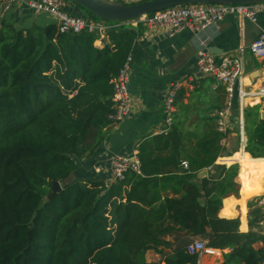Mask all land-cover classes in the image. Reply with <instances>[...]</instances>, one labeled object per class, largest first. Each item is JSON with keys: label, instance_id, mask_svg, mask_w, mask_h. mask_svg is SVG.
I'll use <instances>...</instances> for the list:
<instances>
[{"label": "trees", "instance_id": "1", "mask_svg": "<svg viewBox=\"0 0 264 264\" xmlns=\"http://www.w3.org/2000/svg\"><path fill=\"white\" fill-rule=\"evenodd\" d=\"M99 39L86 30L59 32L56 23L17 30L0 22V264H197L186 251L196 238L229 250L220 264H260L264 233L254 227L264 196L261 105L243 109L244 155L257 161L255 171L215 165L226 135L216 117L183 127L195 106L192 94L186 105L180 87L168 131L136 145V170L108 184L68 181L74 159L92 156L117 125L109 120L114 80L133 38L112 28L94 46ZM203 169L216 176L197 184ZM54 182L60 190L53 194ZM238 192L241 204L258 196L247 203L246 232L231 206Z\"/></svg>", "mask_w": 264, "mask_h": 264}, {"label": "crops", "instance_id": "2", "mask_svg": "<svg viewBox=\"0 0 264 264\" xmlns=\"http://www.w3.org/2000/svg\"><path fill=\"white\" fill-rule=\"evenodd\" d=\"M126 3L124 0H109ZM63 12L80 19L90 20L82 8L71 1L63 0ZM0 22L11 24L17 30H26L35 25L45 27L56 23L52 16L27 9L18 4H13L10 9L2 14ZM123 29L133 38L130 56L132 58L131 75L128 82L130 102L128 114L106 134L103 142L94 154L87 158H75V169L68 177V181L84 182L87 180H100L110 183V158L119 156L130 161L136 160V145L143 139L159 134L162 126V106L168 88L171 84H179L186 89L187 106L190 100L194 108L185 114V129L200 128L203 118L216 117L218 108L223 105V90L214 81L209 83L210 77L201 76L196 65V55L199 51H206L219 59L225 55H238L243 66V86L254 89L263 84L264 75L261 70V60L254 58L248 51L249 45L264 30V11L258 14L256 21L251 22L244 18L230 16L217 25L206 30L193 33L182 30L172 36H168L162 28H151L143 23L130 24ZM102 38L95 42L94 46L100 47ZM212 79V78H211ZM179 87V88H180ZM190 104V105H189ZM253 105H260L254 102ZM264 107V106H263ZM237 112L233 110V124L225 133V139L220 143L222 151L215 161L217 166L238 165L239 172H246L251 162L244 154L245 133L240 141L238 127L234 121ZM183 168V167H182ZM215 169H203L196 175L194 181L208 175H215ZM236 182L241 188L238 177ZM170 193V190H167ZM260 196V195H259ZM258 196L247 198L243 204L239 203L241 196L233 199L232 209L239 219V231L246 232L250 228L247 225V203ZM230 199V198H228ZM258 208V207H257ZM225 218H233L221 215ZM254 230L263 234L257 225ZM255 248H260L261 243H256ZM229 250L215 249L213 255H201L197 258V264H220L223 254Z\"/></svg>", "mask_w": 264, "mask_h": 264}, {"label": "built area", "instance_id": "3", "mask_svg": "<svg viewBox=\"0 0 264 264\" xmlns=\"http://www.w3.org/2000/svg\"><path fill=\"white\" fill-rule=\"evenodd\" d=\"M128 5L138 4L149 0H124ZM13 4H18L27 9L46 13L56 20L59 32H79L86 30L95 32L102 38L103 33L112 28H124L130 24L143 23L147 27L162 28L168 36H172L182 30H189L199 33L207 28L217 25L225 18L235 16L255 22L258 14L264 11V4L256 5H189L178 6L165 9L153 14L140 17L137 21L131 22H107L103 20H84L70 16L63 12V0H0V17L10 9ZM249 53L256 59L261 60V70L264 75V30H261L257 37L248 47ZM132 58L130 54L126 57L114 80V93L112 101L115 112L109 116V120L119 123L127 114L130 102L128 82L131 75ZM196 65L201 76L210 77L224 87L225 98L223 107L216 113L217 130L226 133L233 124L231 119L232 96L235 83H238V108L237 118L234 121L238 127L240 141L243 140V109L252 106L254 102L263 106L264 101V81L256 88H245L243 86V66L241 57L238 55H225L219 59L206 51H199L196 55ZM179 84H171L168 88L162 106L163 121L159 129V134L168 131L172 124L175 112L174 98ZM183 168L187 167L184 161L181 163ZM137 161H130L127 158L112 156L110 158V178L111 182L121 181L128 168L136 170ZM256 206L259 209L260 219L257 227L264 232V196L260 197ZM190 255H213L215 249L206 246L204 240L193 239L186 247ZM260 264H264V255Z\"/></svg>", "mask_w": 264, "mask_h": 264}, {"label": "water", "instance_id": "4", "mask_svg": "<svg viewBox=\"0 0 264 264\" xmlns=\"http://www.w3.org/2000/svg\"><path fill=\"white\" fill-rule=\"evenodd\" d=\"M75 5L88 13L107 22H131L140 17L165 9L189 5H256L264 4V0H149L138 4H124L109 0H71ZM238 83L233 88L232 109L237 110ZM264 106V101H263ZM71 157V156H70ZM60 190L57 182L52 184V193Z\"/></svg>", "mask_w": 264, "mask_h": 264}, {"label": "bare ground", "instance_id": "5", "mask_svg": "<svg viewBox=\"0 0 264 264\" xmlns=\"http://www.w3.org/2000/svg\"><path fill=\"white\" fill-rule=\"evenodd\" d=\"M249 167H251L253 169V171H255L256 163L255 162H251ZM255 179H256L255 177H252V183L255 181Z\"/></svg>", "mask_w": 264, "mask_h": 264}, {"label": "rangeland", "instance_id": "6", "mask_svg": "<svg viewBox=\"0 0 264 264\" xmlns=\"http://www.w3.org/2000/svg\"><path fill=\"white\" fill-rule=\"evenodd\" d=\"M67 1H69V0H67ZM83 10V9H82ZM84 11V10H83ZM93 21H96V20H99L98 18H95V19H92ZM147 258L149 259V260H151L153 257H151V255L149 254L148 256H147Z\"/></svg>", "mask_w": 264, "mask_h": 264}]
</instances>
